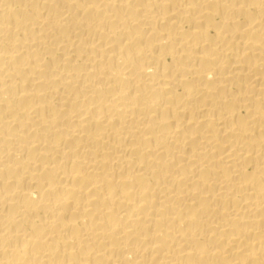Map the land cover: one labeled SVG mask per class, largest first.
Wrapping results in <instances>:
<instances>
[{"label":"bare ground","instance_id":"obj_1","mask_svg":"<svg viewBox=\"0 0 264 264\" xmlns=\"http://www.w3.org/2000/svg\"><path fill=\"white\" fill-rule=\"evenodd\" d=\"M0 264H264V0H0Z\"/></svg>","mask_w":264,"mask_h":264}]
</instances>
